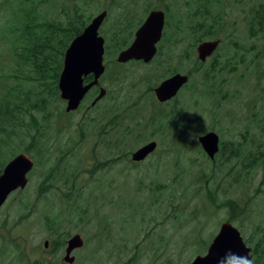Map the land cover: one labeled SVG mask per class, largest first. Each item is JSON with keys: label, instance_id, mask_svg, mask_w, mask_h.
<instances>
[{"label": "rangeland", "instance_id": "obj_1", "mask_svg": "<svg viewBox=\"0 0 264 264\" xmlns=\"http://www.w3.org/2000/svg\"><path fill=\"white\" fill-rule=\"evenodd\" d=\"M164 3L177 13L174 24L186 29L177 36L180 45L168 60L117 63L119 42L127 43L150 8ZM74 7L83 18L107 10L98 30L105 42L100 86L107 94L90 106V91L77 110L66 113L61 99L34 88L33 101L47 100L45 111L23 110L22 129L18 119L5 123L14 132L4 156L27 148L34 166L26 187L0 207V264H27L26 249L51 235L45 222L80 235L82 245L75 248L85 257L82 264H189L206 252L229 216L253 261L252 247L264 238V159L255 162L264 155V37H253L250 25L256 28L253 17L264 13V0H217L216 37L221 28L238 37L218 49L222 71L213 80V72L203 78L194 64L203 40L190 30L199 0H0V99L19 103L36 85L27 77L33 75L27 52L44 33L34 25L65 24ZM33 28V35H22ZM64 39L59 33L52 58ZM190 67L193 76L176 100L159 105L155 85ZM215 109L232 112L230 125L219 123ZM160 113L169 114L161 123ZM31 117L45 135L39 148H29ZM210 130L220 131L224 142L235 137L213 160L197 141ZM150 140L158 143L154 154L133 163L131 153Z\"/></svg>", "mask_w": 264, "mask_h": 264}, {"label": "water", "instance_id": "obj_2", "mask_svg": "<svg viewBox=\"0 0 264 264\" xmlns=\"http://www.w3.org/2000/svg\"><path fill=\"white\" fill-rule=\"evenodd\" d=\"M106 15L101 11L92 17L80 34L75 36L65 50L63 66L58 77L60 98L65 100V111L75 110L89 89L98 83L104 73L103 64L104 39L98 29ZM164 26V13L160 9L151 10L144 22L139 26L131 43L116 57L118 63H126L131 59L149 62L156 53V44L161 38ZM218 41H203L198 44L196 51L198 58L204 61ZM92 75L93 79L84 83V78ZM188 81V75L175 73L162 80L154 93L160 102L171 99L177 91ZM102 87L92 104L105 95ZM206 155L213 159L218 151V135L207 132L198 137ZM156 147L151 141L136 149L131 154L133 161L143 160ZM33 167V160L25 153L16 154L10 159L0 173V206L7 195L16 188H24L27 184V173ZM82 240L74 235L67 241L66 255L75 247H80ZM71 261V259H69ZM189 264H252L250 247L246 245L239 230L229 221H223L217 233L209 243L203 255H196Z\"/></svg>", "mask_w": 264, "mask_h": 264}, {"label": "trees", "instance_id": "obj_3", "mask_svg": "<svg viewBox=\"0 0 264 264\" xmlns=\"http://www.w3.org/2000/svg\"><path fill=\"white\" fill-rule=\"evenodd\" d=\"M27 2V0H25ZM42 1V0H40ZM31 11V10H30ZM30 11L27 12L26 17L30 16ZM80 8L74 7L72 10V14L67 19L65 24L59 22H45L40 24H35V28H39L43 33V40L42 42H36L34 45L29 48V52L27 57L29 60L28 62V70L33 74L32 76H27L28 78L31 77V80L36 81V85H32L30 92H25L21 97L18 99L21 100L19 103L17 101L9 100L7 97H3L0 99V172L4 164L16 154V151L11 153L10 156L6 157L4 156L5 148L8 146V140L12 139L13 130L9 129L8 126H6L5 123L7 121L13 122L14 119H18V123L21 125V129L23 128L22 124L24 122L21 121L22 117L20 116V113L23 110H29L30 107L34 108L36 110H44L46 109V102L47 100H44V104H37V100L33 101V89L37 88V93L41 94L46 93L50 98L54 97L57 100H60L59 97V91L57 87L58 82V75L62 68V60H63V54L64 50L68 46L69 42L72 40V38L79 33H81L82 29L86 26L87 22L90 19V16L87 18H83L84 14L81 12ZM197 12L194 15V23L191 27V32H196L198 30V27L202 25V21L200 22L199 17L200 14L197 11V8L195 10ZM209 16V15H206ZM255 23H262V21H255ZM35 28L33 30H25L22 31V35L27 36V32L35 33ZM59 33H64L65 39L60 41L61 47L60 49L56 50L58 51V56L52 58V54L55 51V45L53 44L54 41L57 39ZM126 45L125 41H121L118 44L119 50L123 49ZM54 63V66H53ZM194 64L199 67L202 65L201 62L198 60L194 61ZM91 77L89 76L86 78V81L90 80ZM95 94V91L93 92ZM38 99V98H37ZM16 111H18V114H16ZM50 113L46 112L43 117L45 121H49ZM169 116L168 113H160L158 116V119L161 121L162 119H166ZM15 122V120H14ZM139 121H135V126H137ZM28 127H26V134H30V143L29 148L32 146H37L38 148L43 144L39 143L40 140L45 136L44 132L41 131V125L38 124L36 121H34L31 117V122L27 124ZM30 129V130H29ZM12 133V135H11ZM22 142V140H21ZM11 148H14V146H10ZM8 148V147H7ZM26 148V147H25ZM37 148V149H38ZM22 151H25L26 153H29V149H24ZM32 155V154H31ZM33 156V155H32ZM34 158V157H33ZM264 159V155L259 156L257 159H255V162H258L259 160ZM37 160V159H36ZM236 206V203L234 201L230 202V208L234 209ZM231 217L229 216L227 220H230ZM248 243L249 240H246ZM252 255L254 257V260L252 261V264H264V238L259 240L256 244L252 247Z\"/></svg>", "mask_w": 264, "mask_h": 264}, {"label": "flooded vegetation", "instance_id": "obj_4", "mask_svg": "<svg viewBox=\"0 0 264 264\" xmlns=\"http://www.w3.org/2000/svg\"><path fill=\"white\" fill-rule=\"evenodd\" d=\"M199 4L201 5L200 7L201 12H199L200 14L199 20L200 22L202 21L201 23L202 25L198 27V31L200 32V37L203 38L202 41H215L216 40L218 41V45H217V48L214 50V52H212L206 58V60L202 63V65H200L197 68V70L199 69L198 73L201 72L203 78H206V76L209 73L213 72L212 74V80H213L215 79L217 75H220L222 71V66L220 65V61L218 60L220 58V56L218 55V49L226 42H231L232 39L235 37H238V35L233 34L232 30H226V29L221 28L222 29L220 30L221 34H219V36L216 37V30L219 25L218 24L219 20L221 18L219 13L216 11L217 0L214 2V4L209 2L208 0H199ZM154 9H160L163 11L164 26H163L162 33H161V38L156 44L155 56L148 63L155 61L157 59L168 60L170 51L173 48L178 47L180 45L179 40L177 39L179 32H185L186 30V29H183L182 27L179 28L176 24H174V22L178 20L177 13L171 12V7L167 3H164L162 5H156L150 8L146 16L149 14L151 10H154ZM188 10H190L189 7H188ZM170 13L173 14L172 17ZM206 15H209V16H206ZM107 16H108V13H107ZM253 18H255V21H261V20L264 21L263 11L259 12L258 15H254ZM144 19L138 22V26L136 27V29L141 25ZM256 24H257L256 28L254 25H250V30H251V33L253 34L252 36L256 38L264 37V24L262 23H256ZM169 26H170V29H169ZM134 32L133 31L129 32L130 38H129V41L127 42V46L133 40ZM258 33H262L260 37ZM239 37L243 38V36H239ZM239 50H240V47H239ZM226 58L229 59L231 57H226ZM188 60H190V57L188 58ZM195 60H197L196 57L194 58V61ZM128 62H135V63H141V64L144 63L142 60H130ZM213 62L215 63L214 67L213 65L210 66V63H213ZM148 63H144V64H148ZM194 69L195 68L190 67L186 71V74H189V79H190V73L193 72ZM212 69L214 70L212 71ZM176 72L177 71H174V73ZM171 75L172 73L170 74V76ZM211 84H208V85H211ZM242 90L244 89H241V91ZM215 113L220 119L219 123L222 125L226 122L229 123L230 125V120L234 117L232 112H230V110H227V109H215ZM217 134L219 137V142H218V152L215 154V156H218L222 152L223 143L231 144L234 141L233 139H235V137H227L226 141L224 142L222 140L223 138L222 133L217 130ZM151 141L152 140H150V142ZM155 142L157 143V141ZM157 146H158V143H157ZM151 154H154V152L148 154L143 160L139 162L133 161V163L140 164L146 161L147 157ZM43 226H45V228L51 232V235H48V237L43 238L44 242L42 246L40 245V242H37L34 244L32 250H30L31 247L30 248L28 247L26 249L27 264H82L85 257L83 253H80V249L74 248L70 251L68 255H66L67 241L71 236L78 234L77 232L71 233L73 235L69 236L68 235L69 232L67 231L63 230L62 232H60L62 230L60 226L55 227L53 225H49L47 222H45ZM46 233L48 234V231H46ZM69 259H71V261H69Z\"/></svg>", "mask_w": 264, "mask_h": 264}]
</instances>
